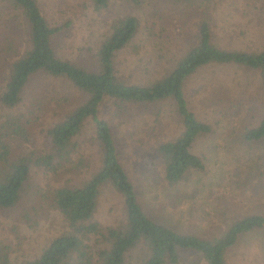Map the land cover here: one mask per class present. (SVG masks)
<instances>
[{"label":"rangeland","instance_id":"374dc122","mask_svg":"<svg viewBox=\"0 0 264 264\" xmlns=\"http://www.w3.org/2000/svg\"><path fill=\"white\" fill-rule=\"evenodd\" d=\"M250 1L225 0L223 5L209 10L213 14L212 43L241 51L264 45V0H258L259 8L252 7ZM36 2L49 24L63 25L56 40L60 56L89 69L93 68L89 54L95 51L113 19L125 14L137 16V34L116 58L118 72L134 83H145L167 73L185 50L200 18L191 8L183 11L166 0H143L137 6L111 0L108 7L100 10H93L88 0ZM4 14L5 10L0 11V45L7 43L8 51L20 52L26 43L24 22ZM146 30L152 31L149 36ZM2 55L4 51L0 59ZM6 64L0 62V87ZM182 86L187 108L210 126V132L197 137L190 149L201 158L204 169L175 186L165 183L155 151L160 141L180 131L170 100L127 105L106 101L100 105L98 117L111 128L119 162L135 186L145 214L181 233L217 236L245 214L264 215V177L257 168L261 163L260 149L241 139L242 131L262 117L264 90L257 70L233 63L204 66ZM70 88L63 79L43 75L27 80L17 107L7 110L8 114L19 113L26 124L23 127L27 141L20 143L22 148L41 147V131L67 109L68 102L71 106L80 102ZM90 133L91 125L87 123L73 139L75 152L86 163L81 173L46 176L32 166L20 201L12 208L0 209V240L19 247L11 253L12 258L32 257L55 234L59 219L54 211L47 210L48 200L41 197L42 193L63 182L79 183L97 167L98 150L89 140ZM16 144L13 142L11 150H19ZM121 214L120 197L108 187L101 188L95 219L103 225H113ZM179 264L203 263L184 253ZM226 264H264V226L241 237L227 252Z\"/></svg>","mask_w":264,"mask_h":264},{"label":"trees","instance_id":"16d2710c","mask_svg":"<svg viewBox=\"0 0 264 264\" xmlns=\"http://www.w3.org/2000/svg\"><path fill=\"white\" fill-rule=\"evenodd\" d=\"M88 1L93 10H100L108 7L111 0ZM116 1L130 6L143 2ZM166 1L183 11L191 8L200 18L185 50L167 73L145 83H134L118 72L116 58L137 34V16L125 14L113 19L95 51L89 54L93 67L89 69L60 56L56 40L63 25L49 24L36 0H0V11L5 10L6 17L23 21L26 29V43L20 52L8 51L7 43L0 45V52L4 51L0 62H7L0 87V209L12 208L20 201L32 166L46 176L81 173L80 168L86 167V163L75 152L73 139L87 123L91 125L89 140L98 150L97 167L84 180L63 182L42 193L41 197L48 200L47 210L54 211L59 219L55 234L30 258L18 255L12 258L11 253L18 246L0 240V264H179L184 253L203 264H226L229 249L244 235L264 226V215L260 212L231 221L217 236L181 233L152 220L143 211L135 186L119 162L108 122L98 117L99 107L106 101L127 105L170 100L180 131L160 141L155 151L165 183L175 186L191 173L204 169L201 158L190 149L197 137L210 132V126L187 108L182 86L186 80L204 66L233 63L257 70L264 90V45L257 50L241 51L222 48L211 41L213 14L209 10L223 5L225 0ZM257 2L252 0L249 4L259 8ZM156 20L157 17L155 25ZM150 32L145 31L148 36ZM1 68L0 65V72ZM33 75L63 79L80 102L72 106L68 102L67 109L57 113V119L41 131V147L25 149L20 143L27 141L23 127L26 124L19 113L8 114L7 110L17 107L23 87ZM241 139L258 145L261 154L258 174L264 177V106L258 123L245 128ZM13 142L19 150L15 147L11 150ZM103 187L120 197L122 214L113 225H103L94 217Z\"/></svg>","mask_w":264,"mask_h":264}]
</instances>
